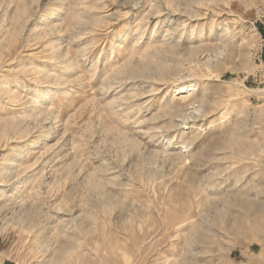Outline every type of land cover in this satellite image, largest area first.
Segmentation results:
<instances>
[{
    "label": "rangeland",
    "instance_id": "rangeland-1",
    "mask_svg": "<svg viewBox=\"0 0 264 264\" xmlns=\"http://www.w3.org/2000/svg\"><path fill=\"white\" fill-rule=\"evenodd\" d=\"M0 259L264 264V0H0Z\"/></svg>",
    "mask_w": 264,
    "mask_h": 264
},
{
    "label": "crops",
    "instance_id": "crops-1",
    "mask_svg": "<svg viewBox=\"0 0 264 264\" xmlns=\"http://www.w3.org/2000/svg\"><path fill=\"white\" fill-rule=\"evenodd\" d=\"M0 264H8V262L0 259Z\"/></svg>",
    "mask_w": 264,
    "mask_h": 264
},
{
    "label": "bare ground",
    "instance_id": "bare-ground-1",
    "mask_svg": "<svg viewBox=\"0 0 264 264\" xmlns=\"http://www.w3.org/2000/svg\"><path fill=\"white\" fill-rule=\"evenodd\" d=\"M184 88L188 90L189 86H186V87H184ZM185 89H183L184 91H182V92H185Z\"/></svg>",
    "mask_w": 264,
    "mask_h": 264
}]
</instances>
